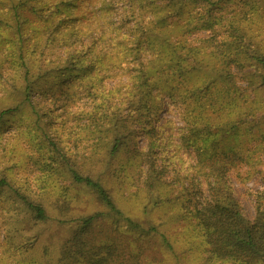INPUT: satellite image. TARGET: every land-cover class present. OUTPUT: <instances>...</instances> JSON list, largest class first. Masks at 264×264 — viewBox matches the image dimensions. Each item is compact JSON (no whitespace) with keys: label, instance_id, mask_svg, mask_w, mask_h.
I'll use <instances>...</instances> for the list:
<instances>
[{"label":"trees","instance_id":"16d2710c","mask_svg":"<svg viewBox=\"0 0 264 264\" xmlns=\"http://www.w3.org/2000/svg\"><path fill=\"white\" fill-rule=\"evenodd\" d=\"M12 1V13L19 17L18 4ZM73 1H59L51 14L64 17L77 7ZM100 1V11L92 17L66 15L54 30L34 24L24 30L18 22L12 45L18 69L13 89L21 91L24 102L34 95L49 101L47 108L32 104L37 122L58 111L68 120L81 101L93 110L83 106L77 115L99 117L107 127L102 140L108 137V151L94 150L90 166L86 152L71 160L65 147L48 145V154H57L52 155V185L59 187L61 177L70 181L61 186L64 203L59 209L68 235L60 264H110L123 251L133 258L132 246L139 257L155 243L174 250L165 223L146 226L125 214L97 168L119 185L137 180L150 189L155 183L170 184L173 175L184 197L189 240L227 264H264V189L256 196V214L250 219L229 178L238 166L264 164V0ZM3 12L0 9V25ZM202 31L210 36L195 37ZM172 109L184 124L179 141L173 120H167V129L159 125L161 114ZM13 110L0 112V127ZM131 118H137L141 132L132 130ZM163 132H171L170 143ZM137 135L146 136L145 146ZM84 189L104 209L84 210ZM13 190L9 179L0 176V207L10 215L16 212L9 228L13 236L23 231L15 223L21 216L29 214L37 224L48 222L41 202L17 192L13 196ZM102 217L126 242L92 235ZM14 246L22 252L32 247ZM51 248L46 245L44 250L48 257Z\"/></svg>","mask_w":264,"mask_h":264},{"label":"rangeland","instance_id":"374dc122","mask_svg":"<svg viewBox=\"0 0 264 264\" xmlns=\"http://www.w3.org/2000/svg\"><path fill=\"white\" fill-rule=\"evenodd\" d=\"M59 1L61 0H16L15 4H18L21 12L18 17L12 13L15 6L12 0H0V9L6 11V13H2L6 16L2 17L3 22L0 25V112L14 109L11 112L14 114L7 116L5 125L0 127V176L9 179L12 187L16 190L11 191V195L16 196L18 193V196L24 195L33 201L41 202L50 216L46 224H37L35 219L29 217V214L28 217L21 216V220L15 223L23 231L21 235L13 236L14 231H10L9 228L14 223L11 221V216L16 212L10 215L3 207H0V264H60L59 253L62 241L68 235L65 226L62 224V219H65V216L59 209V205L64 203L61 186L70 184V181L61 177L58 180L59 187L56 188L52 185V180L54 181L52 155L57 154L54 150L53 153L51 152L52 154H48L49 143L57 142L60 146L65 147L67 156L71 160H74L76 155L79 156L86 152L89 157L87 160L88 166L91 165L90 156L94 150L107 152L109 147L108 137L106 138L107 142L103 143L102 140L106 135V132H104L107 128L106 124L102 123L99 117L94 119L89 115H77V112L83 106L86 107V110L91 111L93 106L89 108V104L79 101L77 102L78 105L72 108L75 113L70 115L68 120L62 119L61 111H58L52 117L44 116L37 122L33 105L47 108L49 101L42 100L40 96L34 95L31 100L35 103L39 102L38 104L32 103L31 100L24 102L21 91L13 89L14 82H16L14 77H16L18 69H16L17 60L14 59L12 45L15 44L18 22L23 24L24 30H31L32 24L41 27V29L49 27L54 30L66 15L82 17L88 14L92 17L94 12L100 11L102 5L100 0H76L73 1V7H77L67 11L62 18L61 16L55 18L51 12H54V8ZM35 10H39L38 15L41 14L39 17L33 15L36 13ZM98 15L102 16L104 14L99 12ZM114 20H119V17H114ZM93 21L95 25L99 23L98 19ZM209 36L210 33L206 31L195 35L198 39H206ZM18 83L21 84L22 82ZM167 120H173L176 126L174 132L178 134L179 128L184 125L179 112L174 109L171 110V113L164 111L161 114L159 125L167 129ZM131 122L132 130L141 132L139 131L140 123L137 122V118H131ZM170 135L171 132H163L165 142L170 139ZM179 137L178 134L175 138L176 141H179ZM136 140L142 147L147 143L145 135H137ZM170 141L171 139L169 143ZM166 149L171 150L172 148L167 147ZM62 151L64 152V150ZM186 159H189L191 163L195 160L194 158ZM187 167L188 163L185 168ZM82 168L83 171L89 170V167L82 166ZM99 172L97 168V176L125 214L146 226L148 224H158L159 222L165 223L171 233L170 238L175 250L174 253V250L173 252L165 250L158 247L156 243L148 244L149 248L146 252L137 257L139 255L137 248L132 246L130 250L133 258L126 255L128 252L124 253L123 251L120 252L121 258L112 259L113 261L110 264H227L211 258L205 252L204 246L195 240H189V231L186 228L188 221L183 216L182 201H184V197L177 186L178 183L173 184L175 178L172 174L169 177L170 184L155 183L154 187L150 189L146 185L137 182V180L131 185H128V183L119 185L117 182L109 180V176L103 174L101 168H99ZM229 178L236 197L243 205L244 213L248 218L253 219L256 214V196L264 189V164L257 165L254 168L251 165L238 166L232 169ZM83 192V199L88 202V207L84 210L94 212L100 206L101 209H104V206L100 205L88 190L84 189ZM12 200L11 198L10 204ZM185 214L187 213L185 212ZM15 220L17 219L15 218ZM92 235L103 241L107 236L120 237V240H124L122 233L109 227L108 220H103V217L96 224ZM34 241H37V243H33ZM14 243L17 245L25 243L32 245V247L30 250L22 252L14 246ZM46 245L52 247L49 251V257L44 254ZM176 253L179 254V260L176 258Z\"/></svg>","mask_w":264,"mask_h":264}]
</instances>
